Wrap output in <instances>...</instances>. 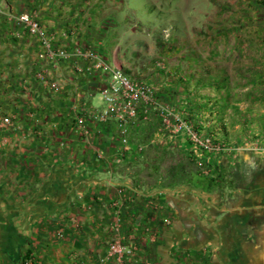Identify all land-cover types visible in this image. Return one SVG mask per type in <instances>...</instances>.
I'll return each mask as SVG.
<instances>
[{"label":"crops","instance_id":"obj_1","mask_svg":"<svg viewBox=\"0 0 264 264\" xmlns=\"http://www.w3.org/2000/svg\"><path fill=\"white\" fill-rule=\"evenodd\" d=\"M76 5L0 0V105L13 120L0 132V208L15 237L4 264L26 255L31 264H118L109 246L119 238L132 250L123 264H264V45L236 85L177 93L144 79L105 14L94 20ZM24 13L57 48L91 50L154 87L127 144L115 113L92 118L106 108L110 75L87 72L91 60L40 59L38 36L18 22ZM163 109L224 149H201ZM221 173L231 183L209 190L206 178Z\"/></svg>","mask_w":264,"mask_h":264},{"label":"rangeland","instance_id":"obj_2","mask_svg":"<svg viewBox=\"0 0 264 264\" xmlns=\"http://www.w3.org/2000/svg\"><path fill=\"white\" fill-rule=\"evenodd\" d=\"M73 1L79 13L91 9L94 20L105 14L129 61L144 65V79H164L177 93L236 85L238 73L258 61L255 46L264 45V0ZM5 212L0 208V264L15 239Z\"/></svg>","mask_w":264,"mask_h":264},{"label":"built area","instance_id":"obj_3","mask_svg":"<svg viewBox=\"0 0 264 264\" xmlns=\"http://www.w3.org/2000/svg\"><path fill=\"white\" fill-rule=\"evenodd\" d=\"M18 22L30 34L38 36L42 46V51L39 53L40 59L53 61L56 59L82 58L84 60H91L92 64L86 69L87 72L101 70L110 75L111 81L103 93L106 108L101 112L94 113L92 118L97 122H107L111 115L115 113L119 122L122 142L127 144L128 125L138 117L139 107L143 104H155L154 87L132 79L117 66L105 64L91 50H83L78 47L73 49L57 48L53 43L52 37H49L43 31L40 22L32 14H21L18 17ZM162 111L164 121H169L172 118L176 119V131L187 134L191 141L201 149L212 152H220L224 149L213 138L203 136L200 132L196 131L186 120L174 117L172 112L166 109ZM12 125V116L8 115L0 105V132H5ZM131 251V248L125 244V241L119 238L110 244L109 257L115 259L118 264H123V257L130 254Z\"/></svg>","mask_w":264,"mask_h":264},{"label":"trees","instance_id":"obj_4","mask_svg":"<svg viewBox=\"0 0 264 264\" xmlns=\"http://www.w3.org/2000/svg\"><path fill=\"white\" fill-rule=\"evenodd\" d=\"M198 172L199 171H197L195 181L192 180V182L200 183V181H202V177L199 175ZM206 179H207V182H208L209 190L215 191L217 189L219 180H221L222 178H221L220 174H218L215 177H207ZM28 260H29L28 255H26L25 257L20 259V264H27Z\"/></svg>","mask_w":264,"mask_h":264}]
</instances>
